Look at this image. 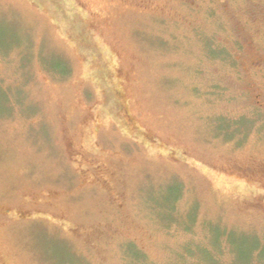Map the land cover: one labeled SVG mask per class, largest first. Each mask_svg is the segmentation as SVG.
Listing matches in <instances>:
<instances>
[{"label": "rangeland", "instance_id": "obj_1", "mask_svg": "<svg viewBox=\"0 0 264 264\" xmlns=\"http://www.w3.org/2000/svg\"><path fill=\"white\" fill-rule=\"evenodd\" d=\"M0 45V264H264V0H0Z\"/></svg>", "mask_w": 264, "mask_h": 264}, {"label": "trees", "instance_id": "obj_2", "mask_svg": "<svg viewBox=\"0 0 264 264\" xmlns=\"http://www.w3.org/2000/svg\"><path fill=\"white\" fill-rule=\"evenodd\" d=\"M0 50H5V49H3L2 46L0 45ZM178 195L179 194L176 193L175 196L171 197L168 200H165L167 202L166 205H163V206L159 207V209L162 210V212L164 213V216L167 217V220L165 219L166 221H168V222H171V221L176 222V223H178L180 225V227H182L181 225L183 224V222L180 219H178L172 213L174 211V206H175V203H176V201L178 199ZM155 206H156V208L158 207L157 205H155ZM191 226H189L186 229L185 225H183V228L188 232L189 229L191 228ZM216 233H218V235L216 237V241H215L216 245H217V248H218L219 243L222 242V240H224V244L228 247V244H229L228 242H230V235H228V234H230V233H227L226 235H224L225 233H223V232H221V233L216 232ZM199 248L200 247H195V250H197L196 252L200 256ZM204 251H206V250H204ZM214 251H216V250L214 249ZM127 252L129 254V256H128L129 259H132L131 264H136L139 261L138 257L140 255L136 252L135 247H133V245H128ZM187 254L190 255V251H188ZM206 255L208 256V260H205L203 262V264H218V260H216V259L214 260L213 255L211 254L210 251H209V255L208 254H206Z\"/></svg>", "mask_w": 264, "mask_h": 264}]
</instances>
